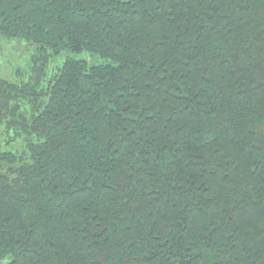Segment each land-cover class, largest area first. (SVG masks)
Here are the masks:
<instances>
[{
    "label": "trees",
    "instance_id": "1",
    "mask_svg": "<svg viewBox=\"0 0 264 264\" xmlns=\"http://www.w3.org/2000/svg\"><path fill=\"white\" fill-rule=\"evenodd\" d=\"M0 34L36 45L0 75V260L264 264V0H0ZM63 50L109 61L48 77Z\"/></svg>",
    "mask_w": 264,
    "mask_h": 264
},
{
    "label": "rangeland",
    "instance_id": "2",
    "mask_svg": "<svg viewBox=\"0 0 264 264\" xmlns=\"http://www.w3.org/2000/svg\"><path fill=\"white\" fill-rule=\"evenodd\" d=\"M35 51L36 45L31 42L20 38L7 39L0 34V75L11 78V76L16 73L18 68H27L30 57L35 53ZM67 58L86 60L90 64H99L109 61L99 57L98 55H92L87 50H83L81 52L63 50L50 57V61L47 65L48 77L54 74L58 70V67H60ZM12 135L13 132L9 134L0 133V147L4 145L6 148H11L15 145L20 147L21 143L19 140H10ZM7 140L10 142L8 143L9 145L7 144L6 146ZM10 261L11 257H6L5 259L0 260V264H7Z\"/></svg>",
    "mask_w": 264,
    "mask_h": 264
}]
</instances>
